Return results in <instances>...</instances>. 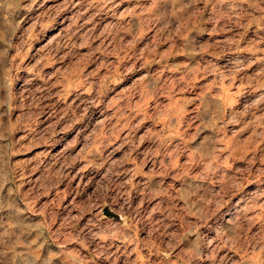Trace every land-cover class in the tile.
I'll return each instance as SVG.
<instances>
[{
	"label": "rangeland",
	"instance_id": "obj_1",
	"mask_svg": "<svg viewBox=\"0 0 264 264\" xmlns=\"http://www.w3.org/2000/svg\"><path fill=\"white\" fill-rule=\"evenodd\" d=\"M0 264H264V0H0Z\"/></svg>",
	"mask_w": 264,
	"mask_h": 264
}]
</instances>
